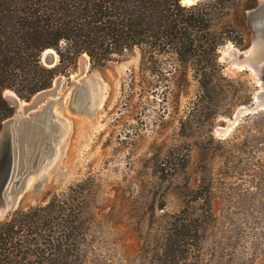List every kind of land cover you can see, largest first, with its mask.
Returning <instances> with one entry per match:
<instances>
[{
	"label": "rangeland",
	"instance_id": "1",
	"mask_svg": "<svg viewBox=\"0 0 264 264\" xmlns=\"http://www.w3.org/2000/svg\"><path fill=\"white\" fill-rule=\"evenodd\" d=\"M249 10L227 8L221 20L213 15L215 25L233 24L239 44L229 42L240 49L252 43ZM226 45L219 50L223 71L209 92L192 68L182 81L170 72L179 74L182 65L144 63L138 47L103 65L88 56V71L76 81L82 54L54 78L52 86L63 76L56 99L32 118L49 110L56 129L45 139L46 160L23 174L18 208L60 192L81 200L76 264H158L174 221L182 219L193 234L185 264H264V110L227 127L262 85L245 68H226ZM77 85L86 91L81 107Z\"/></svg>",
	"mask_w": 264,
	"mask_h": 264
},
{
	"label": "trees",
	"instance_id": "2",
	"mask_svg": "<svg viewBox=\"0 0 264 264\" xmlns=\"http://www.w3.org/2000/svg\"><path fill=\"white\" fill-rule=\"evenodd\" d=\"M257 3L202 0L186 6L182 0H0V131L14 108L3 95L6 89L29 100L50 88L54 78L69 71L82 54L94 65H103L138 47L144 63L165 59L174 67L182 65L179 74L170 71L182 81L192 68L200 88L209 92L223 71L219 50L229 41L236 42L233 24L215 25L213 15L217 13L221 20L228 15L227 8L246 11ZM50 48L59 55L54 67L41 60ZM82 208L81 200L60 192L45 204L7 215L0 220V264H76ZM192 236L189 221H174L156 263L185 264L184 252Z\"/></svg>",
	"mask_w": 264,
	"mask_h": 264
},
{
	"label": "water",
	"instance_id": "3",
	"mask_svg": "<svg viewBox=\"0 0 264 264\" xmlns=\"http://www.w3.org/2000/svg\"><path fill=\"white\" fill-rule=\"evenodd\" d=\"M196 1L189 5L195 4ZM257 1V6L249 10L247 14V26L253 32L251 45L246 49H240L229 42L225 47L226 53L222 55L229 71L247 68L251 74H255V76L252 74V79L262 85V88L256 90L253 101L249 105L236 110L234 120L244 114L264 110V0ZM259 48L262 49V53L258 50ZM56 54V51L50 48L42 53L41 58L46 65L53 67L57 64L58 54ZM86 63L88 60L83 54L80 58V71L75 75V79L78 80L85 74ZM62 79L63 76H58L52 87L37 92L23 106L22 100L15 93L8 94L9 89L4 91L5 99L16 110L14 116L4 121L0 131V218L18 209L27 175L36 171L33 170L35 163L46 160L45 139L51 141L56 125L48 119L49 110L33 119L32 112L38 110L50 98L56 99L62 86ZM84 88L78 85L76 87L78 107L83 105L86 94ZM219 131L223 132L222 129ZM24 173H27L26 177H23ZM16 175L20 178L14 181Z\"/></svg>",
	"mask_w": 264,
	"mask_h": 264
},
{
	"label": "bare ground",
	"instance_id": "4",
	"mask_svg": "<svg viewBox=\"0 0 264 264\" xmlns=\"http://www.w3.org/2000/svg\"><path fill=\"white\" fill-rule=\"evenodd\" d=\"M193 2H194V0H184L183 3H185V4H191V3H193ZM258 50L262 53V51H261L262 49L259 48ZM225 51H226V50H225ZM225 51H224L223 53H226ZM56 55H57V54H56ZM84 55H85L86 59L88 60V63H86V65H85V69H86V71H85V74H84L82 77H84V76L86 75V73H87V71H88L89 61H90L88 55H87V54H84ZM245 69L248 70L247 68H245ZM238 70H241V69H238ZM238 70H236V71H238ZM242 70H243V68H242ZM252 74H253V76H255L254 73H252ZM74 77H75V76H74ZM74 79H75V78H74ZM80 79H81V78H80ZM62 80H63V79H62ZM75 80L78 81L77 79H75ZM7 93H8V94H13V92H12L11 90L7 91ZM24 104L26 105L27 102H26V101H22V102H21V105L23 106ZM243 106H246V105H243ZM241 107H242V106H241ZM21 111H22V107H21ZM34 111H37V110H34ZM34 111H33V112H34ZM33 112H32V114H33ZM43 112H44V111L37 113L36 116L39 115V114H43ZM36 116H35V117H36ZM35 117H33V118H35ZM33 118H32V119H33ZM238 118H239V117H237V118H236L235 120H233L232 122H229V125L231 126V124H232L234 121H236ZM48 119L52 120V119L50 118V111H49ZM229 125H228L227 127H229ZM227 127H225V128H221L222 131H223L222 133L219 131V134L221 133V136H222L223 134H224V135L226 134ZM224 135H223V136H224Z\"/></svg>",
	"mask_w": 264,
	"mask_h": 264
},
{
	"label": "flooded vegetation",
	"instance_id": "5",
	"mask_svg": "<svg viewBox=\"0 0 264 264\" xmlns=\"http://www.w3.org/2000/svg\"><path fill=\"white\" fill-rule=\"evenodd\" d=\"M248 30H249V32L251 33L252 40H253V32H252V30H251V29H248Z\"/></svg>",
	"mask_w": 264,
	"mask_h": 264
}]
</instances>
